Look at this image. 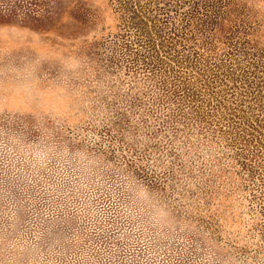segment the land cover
Masks as SVG:
<instances>
[{
	"label": "rangeland",
	"instance_id": "374dc122",
	"mask_svg": "<svg viewBox=\"0 0 264 264\" xmlns=\"http://www.w3.org/2000/svg\"><path fill=\"white\" fill-rule=\"evenodd\" d=\"M262 50L264 0H0V264H264Z\"/></svg>",
	"mask_w": 264,
	"mask_h": 264
},
{
	"label": "trees",
	"instance_id": "16d2710c",
	"mask_svg": "<svg viewBox=\"0 0 264 264\" xmlns=\"http://www.w3.org/2000/svg\"><path fill=\"white\" fill-rule=\"evenodd\" d=\"M205 22L208 23L207 26L210 27V30L215 31V28H214V24L215 23H213V22H215L214 20H206ZM184 34L186 35V31L183 32V35ZM237 44H238V42H237ZM256 53L258 55H260V56H258V59L260 57H262V58L264 57V50H262L261 52H256ZM258 59H257V61H258ZM198 92L199 91H197V90L193 91L191 89H187V88L182 89L180 87H175V89H174L175 96L176 97H181L182 99H184L187 102V104H189V106L191 104H194V103H198L199 102V106L198 107H200V104H203L204 103L203 100H204L205 97H201V95H199ZM194 105H197V104H194Z\"/></svg>",
	"mask_w": 264,
	"mask_h": 264
}]
</instances>
